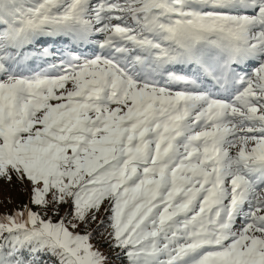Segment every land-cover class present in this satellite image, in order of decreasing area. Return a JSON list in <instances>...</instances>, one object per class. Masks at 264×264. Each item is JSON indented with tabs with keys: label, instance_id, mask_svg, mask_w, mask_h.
Wrapping results in <instances>:
<instances>
[{
	"label": "snow or ice",
	"instance_id": "1",
	"mask_svg": "<svg viewBox=\"0 0 264 264\" xmlns=\"http://www.w3.org/2000/svg\"><path fill=\"white\" fill-rule=\"evenodd\" d=\"M0 181V264H264V0H0Z\"/></svg>",
	"mask_w": 264,
	"mask_h": 264
},
{
	"label": "rangeland",
	"instance_id": "2",
	"mask_svg": "<svg viewBox=\"0 0 264 264\" xmlns=\"http://www.w3.org/2000/svg\"><path fill=\"white\" fill-rule=\"evenodd\" d=\"M41 47H51L55 55L49 62L58 63L59 59L64 56V53L57 50L66 48L67 46L61 42L52 43L51 41H48L46 43H42ZM79 51L83 52L85 55L91 56L93 50L90 48H81ZM44 66H46V64ZM27 201L28 195L21 191L18 184L14 182L12 185H8L7 183L0 181V215L11 213L14 209L22 207L25 203H27ZM101 248L106 254H110V250L108 248L103 246H101ZM110 264L118 263L117 260L113 259L110 261Z\"/></svg>",
	"mask_w": 264,
	"mask_h": 264
},
{
	"label": "trees",
	"instance_id": "3",
	"mask_svg": "<svg viewBox=\"0 0 264 264\" xmlns=\"http://www.w3.org/2000/svg\"><path fill=\"white\" fill-rule=\"evenodd\" d=\"M101 246H103V247H105V248H108L106 245H101ZM117 263H118V264H125L124 261H120V260H117Z\"/></svg>",
	"mask_w": 264,
	"mask_h": 264
}]
</instances>
